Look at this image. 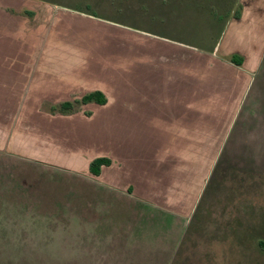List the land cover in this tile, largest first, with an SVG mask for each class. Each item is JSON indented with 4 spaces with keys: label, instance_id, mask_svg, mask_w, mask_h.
<instances>
[{
    "label": "crops",
    "instance_id": "crops-1",
    "mask_svg": "<svg viewBox=\"0 0 264 264\" xmlns=\"http://www.w3.org/2000/svg\"><path fill=\"white\" fill-rule=\"evenodd\" d=\"M233 1L237 7L226 34L213 47L198 48L147 30L155 48L131 49L123 60L113 56L108 68L102 63L92 69L81 60L84 53L42 50L41 23H36L41 0H0V153L93 173L90 162L102 155L89 157L73 147L59 150L61 143L72 144L71 133L62 142L26 134L19 119L25 120L26 106L54 105L98 89L107 101L82 103L81 127L92 120L103 127L112 118L122 146L111 156L104 154L111 163L93 173L114 193L77 196L89 203L82 228L117 235L150 224L158 214L189 216L211 182L225 177L217 171L219 161L226 171H251L255 160L260 167L257 151L246 155L240 148L255 147L260 138L257 119L264 101L253 81L264 66V0ZM4 6L34 16L22 13L15 19ZM233 54L242 58L240 64L230 60ZM162 95L167 99L157 97ZM229 154L242 166L233 164Z\"/></svg>",
    "mask_w": 264,
    "mask_h": 264
},
{
    "label": "rangeland",
    "instance_id": "rangeland-1",
    "mask_svg": "<svg viewBox=\"0 0 264 264\" xmlns=\"http://www.w3.org/2000/svg\"><path fill=\"white\" fill-rule=\"evenodd\" d=\"M41 1L36 23H41L42 50L84 53L81 60L92 69L102 63L108 68L113 56L126 57L131 49L155 48L147 30L198 48L213 47L224 38L237 7L233 0ZM4 7L15 19L22 13L34 16ZM258 73L254 88L264 101V66ZM51 106H26L19 127L60 142L71 133L72 144L61 143L58 149L73 147L89 157L111 156L122 146L112 118L103 127L97 120L81 127L77 114L82 105L73 116H48ZM257 120L258 143L240 150L246 155L257 151L260 167L255 160L251 171H226L219 161L217 171L227 178L211 182L192 214H158L150 224L117 235L81 226L89 203L77 196L114 193L97 183L91 169L86 173L81 166L67 169L44 159L0 153V264H264V109ZM156 139L160 146L161 138ZM234 156L229 154L233 164L242 166ZM73 205L78 209L73 211ZM71 214L76 215L73 222Z\"/></svg>",
    "mask_w": 264,
    "mask_h": 264
},
{
    "label": "trees",
    "instance_id": "trees-1",
    "mask_svg": "<svg viewBox=\"0 0 264 264\" xmlns=\"http://www.w3.org/2000/svg\"><path fill=\"white\" fill-rule=\"evenodd\" d=\"M27 13H33L30 10H26ZM230 60L238 64L241 63L242 58L239 55L233 54L230 56ZM89 101H97L104 103L107 101V96L101 90H93L85 93L82 97L74 98L72 100H64L57 104L51 106V112H62V113H72L77 110V107L82 103ZM111 163V158L108 156H97L90 162V169L99 174L103 164Z\"/></svg>",
    "mask_w": 264,
    "mask_h": 264
}]
</instances>
